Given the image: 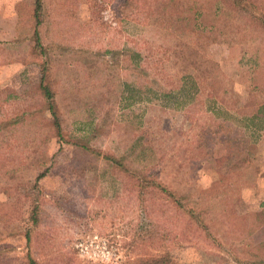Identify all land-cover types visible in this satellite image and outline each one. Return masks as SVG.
I'll use <instances>...</instances> for the list:
<instances>
[{"label": "rangeland", "instance_id": "rangeland-1", "mask_svg": "<svg viewBox=\"0 0 264 264\" xmlns=\"http://www.w3.org/2000/svg\"><path fill=\"white\" fill-rule=\"evenodd\" d=\"M35 1L0 0V264L37 202L40 264H264V0H44L39 47Z\"/></svg>", "mask_w": 264, "mask_h": 264}, {"label": "trees", "instance_id": "trees-1", "mask_svg": "<svg viewBox=\"0 0 264 264\" xmlns=\"http://www.w3.org/2000/svg\"><path fill=\"white\" fill-rule=\"evenodd\" d=\"M43 15H44V0H36L35 1V8H34V16H35V21H36V28H35V36H36V44L37 47L41 46V37H40V31H39V26L41 24V22L43 21ZM46 70V67H45ZM48 76V74L44 73V77H43V81L42 82V87L44 88V92L45 95L47 97L48 103H49V111L51 113V116L53 118V123L56 126V128L58 129V134L60 136V138H63V132H62V127H61V118L56 106V103L54 101V92L52 90L51 87H49L48 85H44L43 83H45L46 81V77ZM85 148H89L87 145L85 146ZM91 150V149H90ZM107 158L111 159L113 162L119 164L120 160H117L116 158H114L113 156H107ZM156 186H159L156 183H153ZM165 190H169L167 187H164L163 191ZM39 202L36 203L35 207L33 208L32 212H31V218H32V224L33 226L28 229L27 233H26V238H27V243H28V251H27V264H40L39 260L34 256V254L32 253V241H33V231L35 230V227H38L41 223V219H42V212H41V208L40 205H38ZM177 204L180 207L186 208V204L183 203L181 200H177ZM191 214L199 221H201L200 217L201 215L199 213L196 212L195 209H190ZM153 263H149V264H157L158 260H155L154 258L151 260ZM163 261V260H162Z\"/></svg>", "mask_w": 264, "mask_h": 264}]
</instances>
